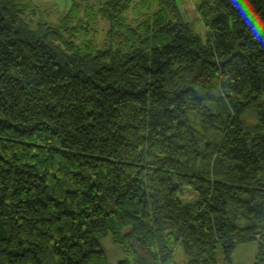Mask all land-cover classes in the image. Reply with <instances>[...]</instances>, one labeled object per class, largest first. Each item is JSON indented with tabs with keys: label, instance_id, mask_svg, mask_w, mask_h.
Returning a JSON list of instances; mask_svg holds the SVG:
<instances>
[{
	"label": "trees",
	"instance_id": "16d2710c",
	"mask_svg": "<svg viewBox=\"0 0 264 264\" xmlns=\"http://www.w3.org/2000/svg\"><path fill=\"white\" fill-rule=\"evenodd\" d=\"M87 3L0 0V264H264V0Z\"/></svg>",
	"mask_w": 264,
	"mask_h": 264
},
{
	"label": "rangeland",
	"instance_id": "374dc122",
	"mask_svg": "<svg viewBox=\"0 0 264 264\" xmlns=\"http://www.w3.org/2000/svg\"><path fill=\"white\" fill-rule=\"evenodd\" d=\"M207 0H177L182 12L185 15L187 21L194 26L198 33L202 36L204 42L208 39V29L201 21L199 15L197 14L196 7ZM87 0H77V4H82V7L87 6ZM35 9L37 14H43L49 18L52 22H58L61 20L68 11V7L71 4V0H35ZM83 4L85 6H83ZM37 14L34 16L35 21L37 20ZM86 15H84V18ZM109 26L105 22H98L91 31L90 39L95 40L99 44L100 49L104 48V40L106 37L107 29ZM96 33V34H95ZM84 37L77 39L76 43H81L84 41ZM182 198L186 203H193L198 199V195L190 189H184L182 193ZM104 250L109 256V261L111 264H117L123 258V254L119 247L112 245V243L107 240L103 241ZM259 252V242L253 241L244 245L239 246L233 255V264H256L257 256Z\"/></svg>",
	"mask_w": 264,
	"mask_h": 264
}]
</instances>
